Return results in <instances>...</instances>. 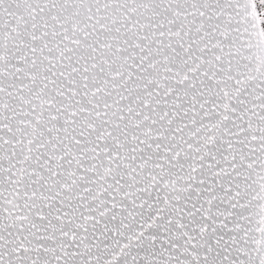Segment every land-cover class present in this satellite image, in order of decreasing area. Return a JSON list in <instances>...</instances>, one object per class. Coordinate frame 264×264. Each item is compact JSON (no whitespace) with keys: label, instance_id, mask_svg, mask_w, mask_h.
Segmentation results:
<instances>
[{"label":"snow or ice","instance_id":"1","mask_svg":"<svg viewBox=\"0 0 264 264\" xmlns=\"http://www.w3.org/2000/svg\"><path fill=\"white\" fill-rule=\"evenodd\" d=\"M0 264H264V0H0Z\"/></svg>","mask_w":264,"mask_h":264}]
</instances>
